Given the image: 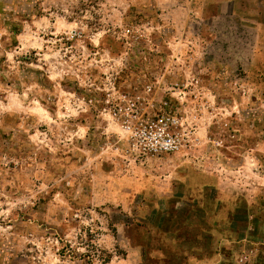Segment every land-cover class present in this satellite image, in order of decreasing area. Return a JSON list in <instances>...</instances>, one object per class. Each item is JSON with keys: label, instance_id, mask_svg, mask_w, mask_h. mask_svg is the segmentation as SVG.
<instances>
[{"label": "rangeland", "instance_id": "1", "mask_svg": "<svg viewBox=\"0 0 264 264\" xmlns=\"http://www.w3.org/2000/svg\"><path fill=\"white\" fill-rule=\"evenodd\" d=\"M0 264H264V0H0Z\"/></svg>", "mask_w": 264, "mask_h": 264}, {"label": "built area", "instance_id": "2", "mask_svg": "<svg viewBox=\"0 0 264 264\" xmlns=\"http://www.w3.org/2000/svg\"><path fill=\"white\" fill-rule=\"evenodd\" d=\"M163 120H160L159 122H153V123H143L139 122L137 123V128H135V133H134V139L137 141L138 148L149 154H163V153H172L174 151H177L181 148L182 142L179 137H177L174 133H171L167 125H162L164 122ZM130 129V127L128 126ZM164 130V135L163 136H157L156 139L160 140H168L171 139L172 141V146L168 148L167 150L162 149L157 146L156 149H153L151 147H148V139H151L153 134L160 132V130ZM155 143V141H153Z\"/></svg>", "mask_w": 264, "mask_h": 264}, {"label": "clouds", "instance_id": "3", "mask_svg": "<svg viewBox=\"0 0 264 264\" xmlns=\"http://www.w3.org/2000/svg\"><path fill=\"white\" fill-rule=\"evenodd\" d=\"M164 135V130L161 129L160 132L153 134L151 139H148V147H151L153 149H156L157 146L159 145L160 148L167 150L168 148H170L172 146V141L171 139L168 140H157L156 137L157 136H163ZM155 141V143L153 142Z\"/></svg>", "mask_w": 264, "mask_h": 264}]
</instances>
